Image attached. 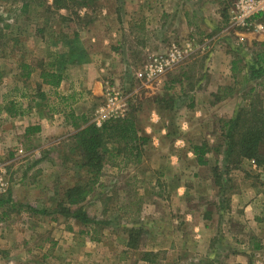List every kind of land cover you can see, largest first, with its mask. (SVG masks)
I'll return each mask as SVG.
<instances>
[{"label":"rangeland","instance_id":"374dc122","mask_svg":"<svg viewBox=\"0 0 264 264\" xmlns=\"http://www.w3.org/2000/svg\"><path fill=\"white\" fill-rule=\"evenodd\" d=\"M135 1L94 0L88 9L70 2L65 9L51 0H30L27 7L0 0V163L8 182L0 194V264H264V161L225 151L229 119L240 109H264V75L248 78L264 53V34L229 24L234 0H208L209 21L193 33L179 24L175 38L168 34L172 22L156 15L147 22L143 3ZM153 3L159 14L158 0ZM100 19L124 30L117 60H107L112 71L101 73L99 95L65 125L62 102L39 73L55 62L54 69L78 75L72 68L82 62L65 57L69 41L78 44V32ZM181 38L192 39L196 50L147 81L144 63ZM216 74L221 89L210 105L191 97L197 79ZM107 86L125 94L128 116L147 91L164 104L178 102L176 132L166 145L175 142L184 160L176 155L157 169L151 158L166 155L156 150L160 144L147 153V139L138 148L105 139L101 170L83 166L87 153L78 132L93 123ZM194 98L204 109L199 115L187 107ZM10 102L23 113L9 116ZM192 146L203 147L205 164L188 156ZM259 151L264 159V138ZM78 192L84 200L69 204V194ZM80 211L88 221L75 216Z\"/></svg>","mask_w":264,"mask_h":264},{"label":"crops","instance_id":"0c3cea01","mask_svg":"<svg viewBox=\"0 0 264 264\" xmlns=\"http://www.w3.org/2000/svg\"><path fill=\"white\" fill-rule=\"evenodd\" d=\"M140 1L143 3L140 6L142 14L147 18V22L151 23L155 15L159 19L160 16L165 20L168 19L169 22L173 23V30L169 31L168 34L175 38L179 24L184 25L193 33V31H196L201 26V22L209 21L206 18L209 17V11L205 9V6L211 2L208 0H204L205 2L200 0H158L159 14H156V11L154 12L155 9H151L155 5L153 0ZM135 3H139L138 0ZM101 21L103 19H100L99 23L78 32V45L83 48L85 58L81 65L78 64L77 67L72 68L78 71V75H75L72 70L69 73L67 72L59 87L56 88L45 84L49 86L50 92L56 94L62 102L63 107L59 111V116L62 117L63 124L65 123V125L69 123V117L74 118V115H83V113L78 114L77 108L79 110L80 107L83 109L80 111L84 112V108L88 107L90 100L99 95L97 84H101V73H106L109 70L112 71L111 67L107 68V60H109L110 64L116 63L118 55L116 48L121 43L124 30L114 24L111 26L103 25ZM210 25H212L211 22L206 24L207 27H210ZM222 78V74H216L209 81L206 78L197 79L190 91L191 97H195L196 99L198 96L205 97L207 101H203L204 104L210 105L209 98L211 95L213 96L217 93L218 89H221L219 85ZM154 93L155 91L151 93L147 91V95L141 97L140 105L133 109L129 117L135 120L138 135L147 139V143L143 145L144 152L149 153L160 144L156 150L162 154H166L162 158H151L152 167L158 169V167L165 168L168 165L169 158H174L177 155V159L183 161L185 157L181 156L182 153L177 149L175 142L170 144L169 140V144L166 145L167 138H171L172 140L173 132H176L175 126L178 124L179 114L181 113L180 106L176 101L164 104L162 101L154 98ZM208 105L205 107H208ZM187 107L192 111L198 110V115L204 112L203 108L200 111V108L197 107V100ZM184 122L187 126L191 124L190 118L185 119ZM195 144H199V142H195ZM192 148L193 146L190 148L188 156L197 162ZM198 165L200 166V164ZM262 232L264 233V228Z\"/></svg>","mask_w":264,"mask_h":264},{"label":"trees","instance_id":"16d2710c","mask_svg":"<svg viewBox=\"0 0 264 264\" xmlns=\"http://www.w3.org/2000/svg\"><path fill=\"white\" fill-rule=\"evenodd\" d=\"M23 1V7H27L30 0ZM51 2L65 9H71L69 7L70 2L74 7L80 9H88L94 5V0H51ZM77 40L76 38L74 41L76 42ZM69 43L71 44L70 49L65 56L67 57V61L71 64L83 62L85 60L83 48L78 44L73 45V41H69ZM52 65H55V62L46 63L45 68L40 71L39 76L43 83L56 88L65 78V74L62 71L54 69ZM26 67H29V70L25 75L29 76L32 70L29 65ZM262 75H264V53H259L248 68V78L253 80ZM5 111L9 116H17L23 113L14 102H10L5 106ZM227 125L228 132L225 148L227 156L236 154L240 159L254 160L257 165L263 163L264 159L259 151V143L264 138V109H240L234 117L229 119ZM78 133L81 134V144L87 153L86 162L82 163V165L96 167L95 173L101 170L103 157L100 147L103 140L111 139L114 142H122L126 146L130 144L132 148H138L146 141L145 137L138 135L135 120L128 115L124 118L108 120L100 127L95 126L93 123H86ZM193 152L198 164L206 163V160L203 158L205 152L203 147L194 146ZM84 198L80 192L75 195L69 194L68 203L76 205L82 202ZM80 212L76 213L75 216L84 222L88 221L86 214L82 211Z\"/></svg>","mask_w":264,"mask_h":264},{"label":"built area","instance_id":"2783aa9c","mask_svg":"<svg viewBox=\"0 0 264 264\" xmlns=\"http://www.w3.org/2000/svg\"><path fill=\"white\" fill-rule=\"evenodd\" d=\"M228 20L232 26L264 34V0H234L228 11ZM196 48L190 38L172 40L164 52L152 54L144 63L143 76L147 81L160 77L176 67ZM126 115L125 94L116 86H107L103 100L94 110L93 123L100 127L108 120L124 118ZM7 188L5 169L0 163V194Z\"/></svg>","mask_w":264,"mask_h":264}]
</instances>
